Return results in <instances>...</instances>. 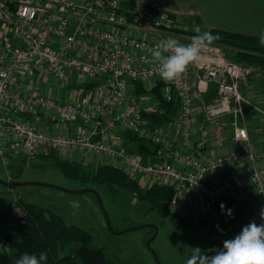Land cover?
<instances>
[{
  "label": "built area",
  "instance_id": "1",
  "mask_svg": "<svg viewBox=\"0 0 264 264\" xmlns=\"http://www.w3.org/2000/svg\"><path fill=\"white\" fill-rule=\"evenodd\" d=\"M172 34L180 44L195 36L180 34L175 14L154 0H0L1 161L89 153L144 185L171 187L163 205L182 217L218 219L264 194V148L252 145L247 116L264 107L243 92L259 67L214 41L166 83L151 49ZM43 76L88 83L98 97L62 101L44 91ZM174 99L176 115L158 122ZM45 113L54 127L38 122ZM119 130L142 140L145 154L119 143Z\"/></svg>",
  "mask_w": 264,
  "mask_h": 264
},
{
  "label": "rangeland",
  "instance_id": "2",
  "mask_svg": "<svg viewBox=\"0 0 264 264\" xmlns=\"http://www.w3.org/2000/svg\"><path fill=\"white\" fill-rule=\"evenodd\" d=\"M74 85L76 83L72 84L73 89L78 88ZM245 87L243 92L246 95L249 86ZM258 114L261 115L260 112ZM43 116L38 122L54 127L48 120L49 114ZM247 116L250 121L249 108ZM62 129L65 127L56 130ZM123 134L124 139L129 138L127 131ZM123 138L122 143L125 142ZM59 152L50 150L48 154H43L40 151L29 158L25 156L24 160H15L9 166L0 159V195L6 196L16 214L22 213L25 203H35L87 229L92 234V244L104 247L113 264H186L195 248L202 251L214 238L224 242L235 237L224 216L218 219L186 217L184 222L177 223L163 211L153 209L149 201L138 199L136 194L117 185L111 187L105 183L69 178L61 172L55 154L77 160L86 170L93 169L97 164L89 153L75 151L67 157ZM3 182L15 183L16 186L8 187ZM35 182L68 189L93 188L96 192L75 193ZM72 200L80 201L79 210L70 206ZM136 226L139 227L128 229Z\"/></svg>",
  "mask_w": 264,
  "mask_h": 264
},
{
  "label": "trees",
  "instance_id": "3",
  "mask_svg": "<svg viewBox=\"0 0 264 264\" xmlns=\"http://www.w3.org/2000/svg\"><path fill=\"white\" fill-rule=\"evenodd\" d=\"M206 32L219 37L216 42L229 48L233 60L258 66L264 73V46L260 44L261 36L220 28H211ZM198 34L201 33L195 35ZM135 91L149 92L138 84H135ZM151 91L156 93L157 89L152 88ZM161 104L164 105L162 102ZM177 107L178 100L174 99L167 107L170 112L158 116L157 121H171L177 113ZM127 136L129 138L125 143L126 148L131 152L145 154V143L130 132ZM54 158L61 172L69 178L84 182L91 180L111 187L117 185L136 194L138 199L149 201L153 209L163 211L177 223L186 219L182 216L178 218L164 207V200L173 193L169 186L144 185L115 163L99 162L93 169L86 170L77 160L59 154H55ZM222 248L223 242L214 238L201 253L212 256ZM41 252L47 253L46 264H113L104 247L92 244V234L87 229L35 203H25L22 213L16 214L6 196L0 195V264H15V260L24 253L39 256Z\"/></svg>",
  "mask_w": 264,
  "mask_h": 264
},
{
  "label": "crops",
  "instance_id": "4",
  "mask_svg": "<svg viewBox=\"0 0 264 264\" xmlns=\"http://www.w3.org/2000/svg\"><path fill=\"white\" fill-rule=\"evenodd\" d=\"M161 9L175 14L176 26L180 34L195 35L211 28L226 29L241 33L264 35V0H154ZM178 34V33H177ZM173 38V34L170 35ZM44 91L61 100L85 101L98 97L97 91L88 83H76L68 86L50 76H43ZM245 92L253 101L264 106V73L255 70L249 77ZM59 83V84H58ZM64 85V88L61 85ZM60 85V86H59ZM245 87V88H247ZM65 127L66 125L63 124ZM62 126V127H63ZM249 131L252 145L264 148V116L250 109ZM123 131L116 133V140L126 146L128 139L123 138ZM125 137V136H124ZM122 138L124 143L120 142ZM70 157L73 153L60 151ZM43 154H48L44 152ZM93 162L106 163L105 159L89 155ZM20 160L19 158H17Z\"/></svg>",
  "mask_w": 264,
  "mask_h": 264
},
{
  "label": "clouds",
  "instance_id": "5",
  "mask_svg": "<svg viewBox=\"0 0 264 264\" xmlns=\"http://www.w3.org/2000/svg\"><path fill=\"white\" fill-rule=\"evenodd\" d=\"M217 39L219 37L211 32H203L193 36L188 44H180L174 38L158 43L151 49V58L158 63L160 78L166 83L178 79ZM260 44L264 46V35L260 38ZM69 203L74 210H79L80 201L72 200ZM231 214L229 209L228 215ZM260 218L264 220V209H261ZM195 249L186 264H264V223L258 225L254 221L250 222L233 239L225 240L223 248L215 255L208 256L202 254L199 248ZM47 258L45 252L39 256L24 253L15 260V264H46Z\"/></svg>",
  "mask_w": 264,
  "mask_h": 264
},
{
  "label": "water",
  "instance_id": "6",
  "mask_svg": "<svg viewBox=\"0 0 264 264\" xmlns=\"http://www.w3.org/2000/svg\"><path fill=\"white\" fill-rule=\"evenodd\" d=\"M3 183L7 185L8 187L16 186L15 183H7V182H3ZM35 183L58 187L65 191L75 192V193L85 192L89 190L96 192V190L93 188L68 189V188H62V187H59L57 185L50 184V183H43V182H35ZM229 209L231 210V213H232L231 216L228 215ZM261 209H264V194L263 193L257 194L254 197L247 199L243 202H237L234 206L227 208L225 210V219L229 227L231 228L234 236L238 235L240 231L242 230V228L246 226L247 224H249L250 222L254 221L258 225L261 223H264V220H261L260 218ZM138 227L139 226L129 227L128 229L138 228Z\"/></svg>",
  "mask_w": 264,
  "mask_h": 264
}]
</instances>
